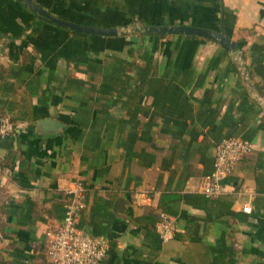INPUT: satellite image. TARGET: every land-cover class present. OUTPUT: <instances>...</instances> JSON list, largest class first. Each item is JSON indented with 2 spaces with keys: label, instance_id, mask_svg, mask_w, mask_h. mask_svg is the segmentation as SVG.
<instances>
[{
  "label": "crops",
  "instance_id": "1",
  "mask_svg": "<svg viewBox=\"0 0 264 264\" xmlns=\"http://www.w3.org/2000/svg\"><path fill=\"white\" fill-rule=\"evenodd\" d=\"M32 1L91 26L222 23L239 54L197 35L71 31L0 0V112L15 126L0 135V264H52L48 238L75 180L86 188L77 226L106 240L102 264H264V109L253 97L264 101V0ZM233 136L252 151L221 195L204 196L214 146ZM162 214L176 221L168 241Z\"/></svg>",
  "mask_w": 264,
  "mask_h": 264
},
{
  "label": "built area",
  "instance_id": "2",
  "mask_svg": "<svg viewBox=\"0 0 264 264\" xmlns=\"http://www.w3.org/2000/svg\"><path fill=\"white\" fill-rule=\"evenodd\" d=\"M14 122L8 113L0 112V135H11ZM252 151V144L239 136L223 139L214 146L213 169L201 183L204 196H219L223 192L222 179L232 172L237 162ZM0 163V171H2ZM86 188L80 180L72 182L67 190V201L62 218L48 238L47 254L52 264H102L107 253L104 238L94 236L77 226V219L85 207ZM245 202L242 211L250 212ZM157 231L162 241H168L177 231L174 217L160 216ZM2 234L0 233V239Z\"/></svg>",
  "mask_w": 264,
  "mask_h": 264
},
{
  "label": "water",
  "instance_id": "3",
  "mask_svg": "<svg viewBox=\"0 0 264 264\" xmlns=\"http://www.w3.org/2000/svg\"><path fill=\"white\" fill-rule=\"evenodd\" d=\"M26 6L33 13L38 14L41 18L48 22L65 27L71 31L82 32L87 34H98L102 36H117L127 33H140L145 35H163V34H184V35H197L217 42L221 45L232 57L237 58L239 49L234 40H232L223 28V24H220V29H211L206 27H199L188 24H147L140 21L128 23L120 27H101L81 24L66 19L59 18L51 14L48 10L37 5L32 0H17ZM243 77L246 80L247 86L252 90L253 85L246 79L247 68L242 63ZM253 97L259 102L260 106L264 109V101L256 93H253ZM44 127L47 129H54L60 127L61 123L53 119H43L41 121Z\"/></svg>",
  "mask_w": 264,
  "mask_h": 264
}]
</instances>
